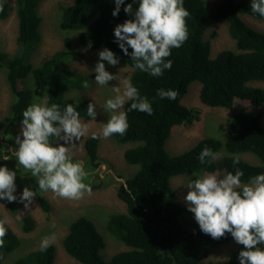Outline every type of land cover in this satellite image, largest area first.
I'll use <instances>...</instances> for the list:
<instances>
[{
    "label": "trees",
    "instance_id": "1",
    "mask_svg": "<svg viewBox=\"0 0 264 264\" xmlns=\"http://www.w3.org/2000/svg\"><path fill=\"white\" fill-rule=\"evenodd\" d=\"M40 1L15 0L17 50L13 55L0 51V68L5 70L12 94L9 124L22 120V112L32 103L33 97L42 95L47 98L49 106L56 103L63 109L71 103L80 117L89 118L86 110L90 100L65 96L68 88H85L87 77L62 65L63 51H55L37 66L30 61L41 39ZM0 3L3 4L0 19H4L9 15L10 7L5 0H0ZM128 3H132L133 15L123 11ZM250 3L251 0H219L214 7L208 8L204 0H184V7L190 13L186 18L188 39L180 48L171 50L167 58L172 61L171 69L159 77L134 69L130 55L126 56L115 42V26L134 18L138 0H125L115 17L112 15L114 0H73L61 11L60 27L77 31V41L82 48H108L120 62L133 68L130 80L140 95L148 98L153 109L151 115L127 111L131 102L126 103L124 108L129 127L123 136L113 135L120 144L133 143L125 148L123 157L137 165L135 172L117 187V196L124 202L125 211L111 213L106 222L110 235L126 248L104 258L100 252L105 244L102 234L92 220L78 216L69 223L62 246L79 263L198 264L201 256L209 254L211 247L232 238L226 233L220 239H213L202 233L199 227L187 230L188 224L181 217L185 208L174 200L170 180L181 174H189L191 179H195L198 173L217 170L223 174L234 173L239 168L244 173L242 182L247 183L249 177L264 174V128L259 117L249 110L235 112L229 119V134L225 138L202 137L176 154L166 150L165 142L175 125L199 118L198 108L181 103L194 80L200 82L198 96L206 106L227 108L236 100H247L253 106L264 104V87L249 84L264 80V32L250 27L241 18V14H248L264 19L251 11ZM221 20L227 22L228 33L237 51L222 49L211 57L210 43L204 40L203 35L210 24ZM69 42L67 37L66 44ZM128 51L131 53L130 48ZM29 73L32 87L19 88ZM158 89H171L178 95L174 100L161 99L156 94ZM205 146L214 152L223 149L220 160L201 164L198 157ZM84 148L87 164L94 170L100 164L97 138L88 136L84 140ZM243 153H251L258 162H248L242 158ZM236 155H239L240 162L234 165L233 157ZM34 191L41 209L49 212L50 204L46 197L36 187ZM6 203L10 208L13 206L12 202L6 200ZM20 221L23 230L32 229L30 217H21ZM4 240L5 246L0 249L4 251L16 248L20 242L9 228ZM259 247L264 249V245ZM242 249L243 246L238 245L229 253L228 264H239L238 253ZM54 256L55 245L52 244L45 251L38 247L18 256L13 264H54Z\"/></svg>",
    "mask_w": 264,
    "mask_h": 264
},
{
    "label": "clouds",
    "instance_id": "2",
    "mask_svg": "<svg viewBox=\"0 0 264 264\" xmlns=\"http://www.w3.org/2000/svg\"><path fill=\"white\" fill-rule=\"evenodd\" d=\"M114 3L112 15L115 17L125 0H114ZM250 7L253 13L264 17V0H251ZM0 11H3L2 3ZM123 11L133 15L132 3H128ZM189 15L184 0H138L134 18L115 26V42L126 56L130 55L134 69L159 77L165 70L171 69L172 61L167 59L171 50L180 48L188 39L186 18ZM98 57L92 71L95 83L105 86L117 79V75L106 71L103 61L115 66L119 58L108 48L99 51ZM88 86L85 81L84 87ZM112 90L115 95L103 105L104 111L109 114L107 122L102 124L98 134L93 135L94 139H108L116 134L123 136L129 127L127 111L152 114L150 101L140 95L130 78L120 77L119 86ZM156 94L161 99L170 100L178 95L171 89H158ZM126 103L130 104L127 111L124 108ZM86 111L94 121L97 115L95 105L89 103ZM88 131L87 124L80 119L79 112L71 103L61 109L56 103L49 106L47 98L34 97L33 103L22 112L20 133L15 137L16 147L9 149L11 155H5L3 160L14 157L17 164L35 178L42 193L51 192L53 198L81 200L85 195H91L92 189L86 182L89 173L83 161L73 159L71 145ZM220 155L205 146L198 159L205 164L218 160ZM239 162V155L234 156L233 164ZM243 175L239 168L223 176L218 172L203 173L184 186L188 191L183 201L202 233L213 239H220L228 233L243 246L238 253L239 264H264V249L259 247L264 245V174L249 177L247 183L242 182ZM15 180V171L0 166V200L20 202L28 208L36 192L24 187L17 198L14 195ZM6 223L7 219H0V249L5 246ZM55 240L54 233L42 237L40 250H47Z\"/></svg>",
    "mask_w": 264,
    "mask_h": 264
},
{
    "label": "rangeland",
    "instance_id": "3",
    "mask_svg": "<svg viewBox=\"0 0 264 264\" xmlns=\"http://www.w3.org/2000/svg\"><path fill=\"white\" fill-rule=\"evenodd\" d=\"M5 1L9 4L10 12L6 18L0 19V51L13 55L17 50L15 0ZM204 1L208 8L214 7L219 2V0ZM71 2L73 0L40 1L38 11L41 15L39 24L41 39L32 53L30 61L33 66H37L52 53L60 50L63 51L64 55L62 65L87 77L89 85L87 88H68L65 96L68 98H87L95 105L97 115L94 121H92L91 117H80L87 124L88 133L71 145L73 159L83 161L85 169L89 173L86 182L90 184L92 192L91 195H85L83 199L78 201L59 197L53 198L51 192L42 193L38 189L35 178L31 176L29 171L19 166L14 157L9 160H3L5 155H11L9 149L16 147L15 137L20 133L21 120L12 124L8 123L12 94L6 81L5 70L0 68V166H6L16 172V192L14 195L17 198H19L24 187H28L32 191L36 187V190L42 193L50 204V210L46 213L39 205L37 194L28 208H25L24 204L20 202H12L13 206L10 208L6 200H0L1 219H7L5 226L12 230L20 239L16 248L9 251L0 250V264H13L18 256L40 247L42 237L53 233L56 236V240L53 243L55 245L54 264H81L68 255L62 246V239L67 232L69 223L78 216H85L92 220L102 234L105 244L100 252L104 258H109L115 252L126 248L123 243L110 235L106 229V222L111 213L125 211L124 202L117 196V187L125 178L131 176L137 168L136 164L127 162L123 157L125 148L132 146L133 143L120 144L113 136L108 139L97 138V156L100 164L93 170L87 164L84 140L88 136L98 134L102 124L107 122L109 114L104 111L103 105L107 99L115 95L112 89L119 86L120 77L130 78L133 68L120 61L115 66L103 61L106 71L117 75V79L109 81L105 86L95 83V73L92 70L99 59L98 53L101 49L88 50L82 48L77 41L78 32L63 29L59 25L58 20H60L61 11ZM241 18L250 27L264 32V19L254 18L248 14H241ZM67 37L70 40L68 45L66 44ZM203 38L210 43L211 57H214L222 49L237 51L234 40L228 33L225 20L210 24L206 28ZM249 84L264 87V80L252 81ZM21 87H32L30 74L20 83L19 88ZM199 88L200 82L197 80L192 81L187 92L181 98L183 105L199 109V118L175 125L171 129V133L165 142V148L169 153L176 154L190 147L202 137L225 138L229 134L230 117L240 110H249L257 115L261 126L264 128V104L253 106L247 100H236L231 107H209L200 102L198 96ZM38 97L44 99L45 95ZM59 143L63 142L59 141ZM223 151V149L217 151L221 154L220 158ZM241 156L250 163L258 162L257 157L251 153H243ZM220 158L213 162L219 161ZM217 172L223 176V173L218 170L213 173ZM199 175L201 173H198ZM190 179L191 175L181 174L173 176L170 183L174 200L185 208L181 217L189 228L185 226L184 228L193 231L199 226L183 201V197L188 191L184 186ZM95 184L96 186H94ZM21 217H30L32 219L33 227L31 230L25 231L22 229ZM238 245L231 238L220 245L211 247L209 254L201 256L198 264H228L229 253Z\"/></svg>",
    "mask_w": 264,
    "mask_h": 264
},
{
    "label": "bare ground",
    "instance_id": "4",
    "mask_svg": "<svg viewBox=\"0 0 264 264\" xmlns=\"http://www.w3.org/2000/svg\"><path fill=\"white\" fill-rule=\"evenodd\" d=\"M76 11V10H75ZM59 21V20H58ZM63 27V26H62ZM17 37V36H16ZM65 43V42H64ZM30 74V73H29ZM39 82V81H38Z\"/></svg>",
    "mask_w": 264,
    "mask_h": 264
},
{
    "label": "water",
    "instance_id": "5",
    "mask_svg": "<svg viewBox=\"0 0 264 264\" xmlns=\"http://www.w3.org/2000/svg\"><path fill=\"white\" fill-rule=\"evenodd\" d=\"M124 181V180H123Z\"/></svg>",
    "mask_w": 264,
    "mask_h": 264
}]
</instances>
